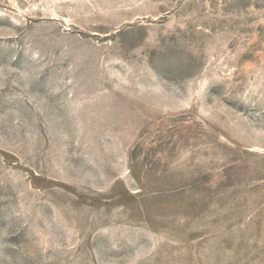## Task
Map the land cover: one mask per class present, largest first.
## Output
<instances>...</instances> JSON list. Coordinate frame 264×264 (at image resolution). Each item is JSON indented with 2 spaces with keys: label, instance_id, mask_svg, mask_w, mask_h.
I'll use <instances>...</instances> for the list:
<instances>
[{
  "label": "rangeland",
  "instance_id": "obj_1",
  "mask_svg": "<svg viewBox=\"0 0 264 264\" xmlns=\"http://www.w3.org/2000/svg\"><path fill=\"white\" fill-rule=\"evenodd\" d=\"M0 264H264V0H0Z\"/></svg>",
  "mask_w": 264,
  "mask_h": 264
}]
</instances>
